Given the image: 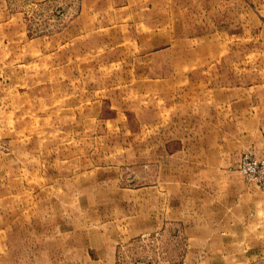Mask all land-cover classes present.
Listing matches in <instances>:
<instances>
[{"label":"rangeland","instance_id":"1","mask_svg":"<svg viewBox=\"0 0 264 264\" xmlns=\"http://www.w3.org/2000/svg\"><path fill=\"white\" fill-rule=\"evenodd\" d=\"M240 185L264 0H0V264L181 263L220 232L197 199Z\"/></svg>","mask_w":264,"mask_h":264},{"label":"crops","instance_id":"2","mask_svg":"<svg viewBox=\"0 0 264 264\" xmlns=\"http://www.w3.org/2000/svg\"><path fill=\"white\" fill-rule=\"evenodd\" d=\"M202 200L194 203L204 211L195 224L215 225L220 232L191 237L192 249L177 264H264V191L219 187Z\"/></svg>","mask_w":264,"mask_h":264}]
</instances>
